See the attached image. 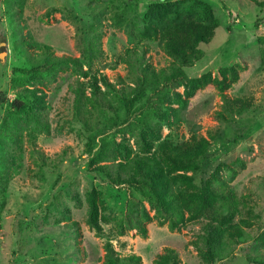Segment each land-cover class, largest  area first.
I'll list each match as a JSON object with an SVG mask.
<instances>
[{
  "label": "rangeland",
  "instance_id": "rangeland-1",
  "mask_svg": "<svg viewBox=\"0 0 264 264\" xmlns=\"http://www.w3.org/2000/svg\"><path fill=\"white\" fill-rule=\"evenodd\" d=\"M161 1L4 0L1 4L0 0V56L4 57V61L0 59V127L8 103L16 98L11 88L13 70L30 68L24 49L35 60L43 61V47L48 46L56 57L77 59L83 71L89 73L81 77L73 64L57 68L53 77L42 71L40 79L46 88L42 84L37 87L48 94L47 108L37 113L50 130L47 133L37 129L32 138L26 136L22 168L11 174L6 186L0 179V264H103L108 240L122 257L139 255L144 264H155L165 248L177 252L176 264H206L197 247L199 224L187 223L172 231L169 222L160 226L155 221L147 225V238L136 231L118 234L116 223L126 216L129 189L113 186L89 166L88 130L74 115L75 94L70 85L77 79L89 86L95 77L103 91L110 90L108 81L116 89L110 95L114 98L121 90L119 77L126 85L132 84L136 74L128 62V51L138 44L130 42V18L126 16L130 9L144 14L151 4ZM203 1L213 6L221 26L213 41L202 47L203 59L185 69L186 76L199 78L209 72L216 76L220 68L240 63L244 70L227 94L246 100L249 109L242 116L226 112L218 90L209 86L190 100L181 121H175L173 112L180 105L171 102V95L165 102L170 108V122L162 115H154L149 122L157 124V129L150 131L148 125L137 127L132 117L124 127L105 130L102 137L117 143L125 139L134 148L139 138L154 145L152 150L149 147L152 153L159 143H180L194 132L206 138L212 145L210 158L205 161L207 166L220 170L222 178L227 177L228 169L238 173L228 183L243 202L236 220L248 222L243 230L250 237L235 243L229 259L215 264H252L249 257L264 252L259 240L264 233V63L260 40L264 39V0ZM97 3L106 6L105 14H100ZM118 16L126 17L125 22L121 23ZM147 57L156 69L171 74L173 60L156 45ZM151 92L146 99L150 102L155 97ZM176 92L184 95V87ZM114 103L119 113L125 112L119 98ZM29 121L30 116L23 117V123ZM28 131L25 128L24 133ZM35 149L37 152L33 153ZM6 167V161L0 159V178ZM199 183L200 178L196 186ZM2 187L7 189L1 190ZM93 192L105 236H98L87 222L88 195ZM146 205L150 210L147 202ZM107 213L112 216L111 222ZM151 214L154 216L155 212L151 210Z\"/></svg>",
  "mask_w": 264,
  "mask_h": 264
},
{
  "label": "trees",
  "instance_id": "trees-1",
  "mask_svg": "<svg viewBox=\"0 0 264 264\" xmlns=\"http://www.w3.org/2000/svg\"><path fill=\"white\" fill-rule=\"evenodd\" d=\"M1 4H4V0ZM97 7L100 14H105L104 4L97 3ZM128 13L129 39L138 45L128 51V62L136 74L135 79L131 85H126L119 77L121 90L115 95V98L120 99L125 112L119 113L114 96H110L116 89L108 81L106 84L110 90L107 91L101 89L95 77L90 79L89 86L80 79L70 85V90L75 94V118L88 130L86 152L90 155L89 166L95 168V173L105 176L113 186H126L129 189L126 216L116 223L119 235H124L126 231H136L147 238V225L155 221L160 226L169 222L172 231L185 227L187 223L199 224L200 245L197 247L202 260L206 264H215L229 259L235 251V243L250 238L247 231L243 230L248 222L236 220L242 213L243 202L229 183L235 180L238 173L235 169H228L227 177L222 178L220 170L207 166L205 161L210 158L212 145L206 138L194 132L188 140L180 143L161 142L157 151L152 153L149 147L152 150L154 145H148L138 137L134 148L130 146V141H107L102 135L105 130L124 127L132 117H135L137 127L148 125L150 131H154L157 124H150L152 116L162 115L167 121L170 120V108L165 102L171 95V102L180 105L173 112L175 121H181L190 106V100L209 86L218 90L226 112L242 116L249 109V103L229 97L227 91L238 82L239 73L244 69L240 63H236L220 68L216 76L209 72L199 78H187L185 69L203 59L202 47L213 41L221 26L213 6L203 0H163L151 4L144 14L131 9ZM126 17H119L121 23L125 22ZM260 40L263 41L261 55L264 63V39ZM153 45L173 60L171 74L156 69L150 62L147 54ZM43 48V61L35 60L32 53L24 49L30 68L13 70L11 88L16 98L8 103L0 127V159L7 164L0 179L5 186L10 182L11 174L18 173L23 166L26 136L32 138V132L37 129L47 133L50 130L48 123L42 121L41 115L37 113L47 108L45 101L48 94L43 88L37 87L42 84L46 88V83L40 79L43 77L42 71H48L53 77L52 73L57 68L73 64V69L81 77L89 75L83 71L77 59L56 57L50 47ZM180 87H184V95L176 92ZM150 91L155 96L152 102L146 100ZM26 115L30 116L29 123H23ZM221 117L225 119L223 114ZM25 128L29 129L26 134ZM36 152L35 149L33 153ZM4 153H8V156ZM198 178L200 185L196 186ZM75 200L78 201V198ZM88 204V224L98 236H105L94 192L88 195ZM151 210L155 212L154 216ZM105 216L108 221H112L110 214ZM1 219L0 213V232ZM259 240L264 249V233ZM104 248L106 254L103 264H144L139 255L122 257L115 251L110 240ZM177 258L174 249L165 248L155 264H176ZM249 261L252 264H264V252L257 257H249Z\"/></svg>",
  "mask_w": 264,
  "mask_h": 264
},
{
  "label": "water",
  "instance_id": "water-1",
  "mask_svg": "<svg viewBox=\"0 0 264 264\" xmlns=\"http://www.w3.org/2000/svg\"><path fill=\"white\" fill-rule=\"evenodd\" d=\"M0 59H1L2 61H4V57H3V56H0Z\"/></svg>",
  "mask_w": 264,
  "mask_h": 264
}]
</instances>
